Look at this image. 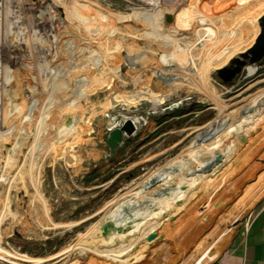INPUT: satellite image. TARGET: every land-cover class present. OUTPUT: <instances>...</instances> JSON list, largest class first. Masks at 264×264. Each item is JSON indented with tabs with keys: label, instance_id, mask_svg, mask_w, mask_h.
<instances>
[{
	"label": "rangeland",
	"instance_id": "374dc122",
	"mask_svg": "<svg viewBox=\"0 0 264 264\" xmlns=\"http://www.w3.org/2000/svg\"><path fill=\"white\" fill-rule=\"evenodd\" d=\"M165 1L140 0L148 5L136 18H108L142 26L83 29L47 42L37 5L0 0V249L41 264H235L251 251L244 242L264 221V192L254 195L252 180L264 175L256 100L264 91V56L254 61L249 50L264 35V0H233L232 7L229 0H201L204 24L220 18L228 27L184 53L171 49L173 57L167 46L155 47L159 30L147 23ZM186 1L163 32L202 29L185 22L198 11ZM132 3L125 1L131 10ZM4 19L14 22L11 30ZM124 35L132 44L138 37L152 43L137 50L124 45ZM224 70L235 72L228 84L219 77ZM128 122L132 133L110 151V133ZM231 124L250 134L234 173L227 152L199 161ZM171 162L175 167L161 177ZM171 175H179L177 188H167ZM183 199L189 202L174 217L189 213L185 225L169 233V218L136 229ZM261 239L264 231L255 241ZM129 246L122 261L105 258Z\"/></svg>",
	"mask_w": 264,
	"mask_h": 264
},
{
	"label": "bare ground",
	"instance_id": "6f19581e",
	"mask_svg": "<svg viewBox=\"0 0 264 264\" xmlns=\"http://www.w3.org/2000/svg\"><path fill=\"white\" fill-rule=\"evenodd\" d=\"M124 1V3H123ZM129 0H26L27 6L37 5V10L39 11V16L41 17L42 23H43V32L41 33V37L43 40L47 42H53L60 34H74V32H77L78 30L83 29H101V30H110V31H116L119 29H122L127 24L130 26H142L143 24L140 21H134L127 23L123 20L118 22H108L109 19H115L116 21L122 18L126 17H134L136 18L138 13H141L142 11L145 12V6L148 4H143L139 2L140 0H132V4L134 5L133 9L131 10L128 8V6L125 5ZM158 0H155V2ZM186 0H166L164 5L161 7H155L154 9V16L150 20V22H147L149 25H153L154 28L157 29L158 34L154 37L156 39L153 41L155 42V47L158 45L167 46L169 50H167L168 53L172 55L173 52L177 49L182 51L184 53L186 50H190L194 44H198L201 42H205L208 40L214 33H222L223 28H227V24H223L221 21L222 19H218L216 24H212L215 19H213L211 22H207L204 24V18L201 17L202 13L205 12V7H202L203 2L201 0H187L185 2L186 6L185 8H191L193 11L198 10L195 13L193 17H186L184 20L185 22L190 24L199 23L202 25V29L198 32H191L188 30L182 31L180 33H165L162 30L163 23H171L175 24L176 21L179 20V18H176L178 16L177 8L180 6V3ZM231 3L230 6L234 4L233 0H229ZM153 3L155 5L156 3ZM91 3V4H90ZM179 4V5H178ZM131 5V4H130ZM231 6V7H232ZM4 7L1 8V10ZM170 12H175L174 14H170ZM193 13V12H192ZM143 16V15H141ZM171 16V17H170ZM218 16V15H216ZM14 17V15H13ZM17 17V16H16ZM15 18V17H14ZM13 18V19H14ZM109 18V19H108ZM10 19V18H9ZM105 20V21H103ZM161 20V21H160ZM127 23V24H126ZM8 24L9 30H11L14 26V22L10 21L7 23V19L3 20L1 25ZM183 24V23H182ZM127 28V27H126ZM224 34V33H223ZM222 34V35H223ZM142 36V35H141ZM124 39V45L127 47H130L132 43H130L128 40L125 39V35L122 36ZM223 36H220L219 39H222ZM143 37H138L136 39V43L132 44V48L141 50V49H149L150 43H147L146 38L143 40ZM218 39V42L215 44L216 46H219L221 44L220 40ZM146 45V46H145ZM171 49H174L173 52H170ZM208 53V52H207ZM153 63L158 64V61L152 60ZM163 66L164 64L161 63ZM200 75V81L203 84L205 80V74H206V66L202 65V67L198 71ZM144 77L146 72L141 73ZM144 90V88H140ZM258 102H260V113L262 115L261 121L264 122V91L261 93L260 96L256 99ZM256 118L255 120H257ZM252 124V123H251ZM255 125V124H254ZM252 124V127L254 126ZM223 126V125H222ZM221 126V127H222ZM223 129V130H222ZM218 132H220L219 139L214 143L212 146H209L207 150L203 152V155L199 158V161L201 162V159L204 156L207 155H213L217 156L220 153L227 152V162L226 165H230L231 171L234 173L237 169V167L240 166V161L237 162V164H232L235 161V156L237 154V151H241L242 148H244L246 144V140L248 139L247 132L243 130H237V125H229L225 126ZM230 131H234L233 135H230ZM213 147V149H212ZM216 158V157H215ZM175 162H171L170 164L166 165L160 173H163L160 175L161 177L165 178L170 170L175 167ZM199 164V163H197ZM173 176L172 181L167 185V188H177L176 184L178 183V177L179 175H171ZM170 176V178H171ZM221 176H224L223 173H221ZM235 175H232V178ZM252 180L254 181L253 185L254 187H258V190L255 191L254 195H258L262 192H264V175H259L256 177H253ZM31 182L34 187V190L37 192V187L33 182V178L31 177ZM232 184V183H231ZM227 187V186H226ZM262 187V188H260ZM233 192H237V188H233ZM188 197H186L187 199ZM188 200L183 199L180 203L172 202L171 205L168 208H162L159 211L153 213L150 216H147L145 219H142L139 224L136 225V229H140L142 226H145L146 222L148 221H154L155 223H163L167 219L171 218V224H165V229L169 231V233L173 231V226L181 227L186 224V219L190 215L187 213H182L179 217H174V213L176 211H179L180 208L184 207ZM189 202V201H188ZM238 206V207H237ZM235 209L240 212L242 208L237 205ZM193 207L189 205L188 210L192 209ZM241 208V209H240ZM123 207H119L117 209V212L123 211ZM187 210V211H188ZM127 211V209H126ZM189 212V211H188ZM192 212V210H190ZM1 216L0 219V225L2 223ZM229 218L224 219L223 225H229ZM156 225L153 224L152 229L148 234L155 233L156 231ZM264 229V221H262L258 226L255 227L254 231L251 234V240L255 241L257 240L263 233ZM135 233V231L128 233V236ZM146 235V234H145ZM124 237L121 235H118V239H123ZM104 245H106L108 242L101 241ZM229 245V244H228ZM228 245H224V248L226 249ZM131 246L128 248H122L118 252H106V259H110L113 261H122L123 255L129 251ZM223 252V251H222ZM225 252V251H224ZM15 261L19 264H41L42 260H36V259H30L26 256H12L10 253L0 249V261L4 263H9V261ZM137 263L140 262L139 259L136 260Z\"/></svg>",
	"mask_w": 264,
	"mask_h": 264
},
{
	"label": "water",
	"instance_id": "95a60500",
	"mask_svg": "<svg viewBox=\"0 0 264 264\" xmlns=\"http://www.w3.org/2000/svg\"><path fill=\"white\" fill-rule=\"evenodd\" d=\"M264 27V23L262 24ZM249 54L253 57V60H260L264 56V35L260 36L256 41V44L249 50ZM235 76L234 71L224 70L219 73V77L222 79L224 84H228ZM133 127L130 122L126 123L125 127L120 130H115L110 133L107 140V145L110 151L115 150L122 140L123 134H131ZM233 135V132L229 133Z\"/></svg>",
	"mask_w": 264,
	"mask_h": 264
},
{
	"label": "crops",
	"instance_id": "0c3cea01",
	"mask_svg": "<svg viewBox=\"0 0 264 264\" xmlns=\"http://www.w3.org/2000/svg\"><path fill=\"white\" fill-rule=\"evenodd\" d=\"M261 240L258 242H256L257 240L244 242L250 245L253 244V247L251 246V251L245 257L236 259L235 264H264V240Z\"/></svg>",
	"mask_w": 264,
	"mask_h": 264
},
{
	"label": "trees",
	"instance_id": "16d2710c",
	"mask_svg": "<svg viewBox=\"0 0 264 264\" xmlns=\"http://www.w3.org/2000/svg\"><path fill=\"white\" fill-rule=\"evenodd\" d=\"M133 177H135V176H138V171L137 172H135V174L134 175H132ZM114 187V186H113ZM112 187V188H113Z\"/></svg>",
	"mask_w": 264,
	"mask_h": 264
}]
</instances>
